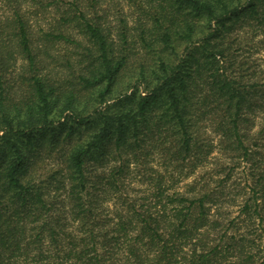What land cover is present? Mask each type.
<instances>
[{"label": "trees", "instance_id": "obj_1", "mask_svg": "<svg viewBox=\"0 0 264 264\" xmlns=\"http://www.w3.org/2000/svg\"><path fill=\"white\" fill-rule=\"evenodd\" d=\"M0 264H264V0H0Z\"/></svg>", "mask_w": 264, "mask_h": 264}, {"label": "rangeland", "instance_id": "obj_2", "mask_svg": "<svg viewBox=\"0 0 264 264\" xmlns=\"http://www.w3.org/2000/svg\"><path fill=\"white\" fill-rule=\"evenodd\" d=\"M38 168H58L56 161L51 158V159H46ZM147 168V167H146Z\"/></svg>", "mask_w": 264, "mask_h": 264}]
</instances>
